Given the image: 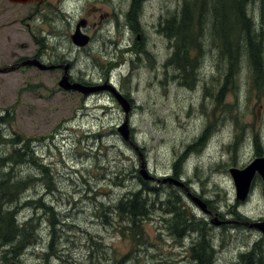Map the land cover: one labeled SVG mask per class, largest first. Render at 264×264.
<instances>
[{"label": "rangeland", "instance_id": "1", "mask_svg": "<svg viewBox=\"0 0 264 264\" xmlns=\"http://www.w3.org/2000/svg\"><path fill=\"white\" fill-rule=\"evenodd\" d=\"M125 1L74 0L72 5L91 21L95 15L110 12L105 16L109 25L96 34L86 51L80 52L76 76L82 75L81 68L88 66V73L94 68L92 80L96 85L110 84L132 98L135 108L129 114V122L133 143L125 141L118 131L126 115L109 89L101 88L87 95L66 91L54 77L34 69L0 74V114L5 115L9 109L11 115L3 127L5 133L16 131L29 137L33 155L48 166L49 173L48 178L37 181L23 194V199L41 198L53 210L31 202L19 211L23 219L32 215L41 217L40 238L24 250L22 261L24 264H195L184 249L198 232L201 237L208 230L207 240H212L218 252L212 264H234L240 248L248 249L259 240L257 231L237 222L241 220L236 218L234 209L251 218L264 216L262 178L255 179L247 200L237 201L230 173L231 167L242 168L255 157L264 156V91L252 85L251 70L245 61L235 80L231 76L224 86L226 69L224 74L218 51L212 39H208L212 31L206 25L194 86L185 85L183 78L176 76L181 72L168 60L174 42L159 30L157 23L167 13L180 10L184 0H148L145 11L140 13L146 24L147 53L138 60L131 50L127 52L120 45L125 26L113 23L115 12L116 19L124 21ZM253 3L251 14L259 27L263 20L261 2ZM10 33L13 41L6 40L7 32L0 34V66L12 64L29 51L22 49V43H28L30 50L36 48L28 34L17 35L12 30ZM133 36L141 44L142 38L136 39L137 33ZM66 45L71 46L70 42ZM83 77L90 80L91 76L83 74ZM223 86V102L228 106L218 104L215 98ZM208 128L210 137L203 140ZM255 139L259 142L258 153ZM8 149V144L1 145L0 155ZM178 158L181 162L177 178L185 185L187 182L186 190L164 180L168 175L174 176ZM142 163L156 179L145 180L140 175ZM16 170L19 176L41 175L32 162L19 165ZM145 184L159 194H148L154 207L143 219L142 246L127 236L129 230L123 227L128 220L123 215V219L118 217L114 209L123 195L142 189ZM187 191L205 200L214 213L206 221L211 225L202 221L198 232L190 230L192 233L177 241L165 221L172 216L164 200L176 199L192 215L206 213L193 203ZM52 235L54 242L50 247Z\"/></svg>", "mask_w": 264, "mask_h": 264}, {"label": "trees", "instance_id": "2", "mask_svg": "<svg viewBox=\"0 0 264 264\" xmlns=\"http://www.w3.org/2000/svg\"><path fill=\"white\" fill-rule=\"evenodd\" d=\"M253 2L254 0H184L180 10L171 14L167 13L166 17H161L157 23L159 30L174 42L168 60L172 61L181 72V74L177 73L176 76L179 79L181 76L185 85L193 87L195 84L197 73L195 67H197L198 58L204 48L202 36L206 25L212 31V37L208 39H212L218 51L224 74L226 69L224 86L227 85L229 79L231 80V76H233L232 80H235L240 71L239 67L245 61L251 70L252 85L258 90L264 91V0H260L263 20L259 27L255 25V19L251 14L253 10L251 6L255 4ZM210 13H212V19ZM224 86L220 88L221 90L215 95V98L218 104L223 103L228 106L229 104L223 102ZM5 112V115L4 113L0 114V146L8 144L9 149L0 155V262L2 264H24L22 261L24 250L40 238L41 217L32 215L23 219L19 211L24 205H29L31 202L46 205L41 198L36 201L27 198L24 200L23 194L37 181H44L48 178L49 173L47 171L48 166L33 155L29 137L16 131L5 133L3 127L10 121L8 117H11L9 109H6ZM209 137L208 128L207 134H203L202 138L207 140ZM255 143L258 153L260 147L257 139H255ZM178 159L180 160V158ZM31 162L36 163L41 175L38 177H33L30 174L19 176L16 167ZM179 164L180 161H177L174 165L175 172L173 175L176 177L179 176L180 172ZM47 183L50 185L53 182ZM148 194L158 195L159 192L145 184L142 189L128 191L123 195L114 209V212L118 213V217L123 219L125 216L128 220V224L123 227V230H129L127 236L142 246H144L143 241L145 239L143 219L149 215L154 207V201ZM163 204L167 205L173 220L167 224L171 226L174 234H178V237L184 231L200 227V222L187 209H184L176 199L169 198L164 200ZM46 207L50 211L53 210L51 206ZM233 213L236 218L247 220V216L243 213L241 214L235 209ZM52 226H55L53 221ZM204 231L201 234L205 243H202L200 248L193 247L197 255L192 256L191 259L193 262L199 259L201 263L212 264L214 256L207 240L209 231ZM52 234H54V230H52ZM53 242L54 236L52 235L50 247L53 246ZM234 264H264V252L257 256L253 249L246 251L240 254V258Z\"/></svg>", "mask_w": 264, "mask_h": 264}, {"label": "flooded vegetation", "instance_id": "3", "mask_svg": "<svg viewBox=\"0 0 264 264\" xmlns=\"http://www.w3.org/2000/svg\"><path fill=\"white\" fill-rule=\"evenodd\" d=\"M72 1L74 0H29L27 2L0 0V34L2 31L7 32L5 35L6 40L13 41L10 30L14 31L17 35L18 33L22 34V32H24V34H28V38H31L36 45L35 49L30 50L31 47L28 43H22V49L25 48L29 51L26 54L18 56L17 59L10 65H6V63H4L3 66L1 65L0 74H8L10 72L19 70L34 69L38 72H44L47 76L54 77L58 81L65 74H67L72 82L78 80L82 83L92 85V78L96 72L94 68L91 69V73H88V70L86 69L88 66L81 68L79 71H83L82 75L79 77L76 76V72H78L77 65L80 59V52L86 51L88 46L93 43L96 34L105 30V28L109 25V23H107L109 21L105 20V16L110 12H106L104 14L100 13L101 15L99 14L98 17L95 15V20L91 21L88 15L79 13L78 9L73 7ZM125 2H127V9L124 13L122 11V14L124 15V21H122L121 24L124 25L127 30L123 32V39H121L120 45L123 48L125 47V51L127 52L131 50V54H135L138 60H142V56L147 53V50L144 49L145 45L147 44V39L145 32L146 24L140 20V13L145 11L144 6L146 3H148V0H127ZM115 13L113 22L114 26L118 24ZM74 16H76L75 21L73 20ZM16 25H20V27H24L25 29L23 30L18 28L16 30ZM77 32H81L87 36L89 42L82 46L76 44L74 36ZM127 32L129 35L126 37ZM136 33V39L142 38L141 44L134 40L133 35ZM68 42H70L71 46L66 45ZM117 43L118 42H116V44ZM116 47L118 49L120 48L119 45ZM128 47H130V49ZM16 54L17 53H15V55ZM32 59H36L42 64V66L39 64H22L24 61H30ZM102 68L104 74L105 69L104 67ZM6 69H9V71H4ZM107 69L109 72V68ZM83 74H88L91 76L90 80L83 79ZM130 100L132 102V98ZM132 105L133 108H135V104L133 102ZM182 188L185 190L188 189L187 182L186 186H182ZM188 196H190L192 199L191 192H188ZM204 211H206V213L203 215H194V217L199 220L198 222L200 223L203 221L206 224L211 225V223H207L206 221L208 218L212 219L214 210L212 208H207ZM258 219L264 220V217H260ZM165 221L169 222L173 220L171 217L170 220ZM222 225H225V223H222ZM168 227L171 235H173L177 241L179 238H183L184 234L186 233L198 232L197 228H199L194 227L192 232L184 231L181 235H179L180 237H178V234L176 235L174 232H172L171 226ZM252 229L257 231L255 227ZM252 229H250V231H254ZM257 232L259 235L258 242H255L248 249H243V251L239 249V253L237 254L238 259L240 258L241 253H245L246 251H250L252 249L254 250V254H257V256L264 252V248L262 246L264 243V237L260 231ZM203 241V237H200V232H198V236L193 237L192 241L190 242V246H187L184 250H186V253H188L190 257L196 256L197 254H195L193 247L196 246L197 248H200V245L205 243ZM182 244L183 246L186 245L185 242H182ZM209 245L213 252L212 254L215 257L218 252L212 240L209 241ZM197 260L194 261L195 264H205L201 263L199 259Z\"/></svg>", "mask_w": 264, "mask_h": 264}, {"label": "water", "instance_id": "4", "mask_svg": "<svg viewBox=\"0 0 264 264\" xmlns=\"http://www.w3.org/2000/svg\"><path fill=\"white\" fill-rule=\"evenodd\" d=\"M13 2H27L29 0H11ZM75 43L78 45H85L88 43L89 39L87 36L82 34L81 32H77L74 36ZM22 64H39L42 66L40 62H38L36 59L32 60H26ZM4 71H9V69H6ZM59 85L63 87L66 90H77L84 95H87L91 92H94L100 88H107L109 89L114 96L117 98L119 103L124 109L126 118L125 121L118 127V131L122 135V137L130 141L131 137V129H130V124H129V113L132 109V105L129 101V99L121 92L119 91L115 86H102V87H95V86H87L79 81L72 82L68 75L65 74L59 81ZM142 168L140 169V174L144 178H149L148 171L145 167V164H142ZM230 173L232 175V178L234 180V185L236 189V197L240 201L246 200L251 192L252 189V184L253 181L256 177V175H260L262 179L264 180V157H256L254 160L251 161L246 167L244 168H237V167H232L230 169ZM165 181L168 180V177L164 179ZM173 181L172 179H170ZM176 180V179H175ZM176 184L178 185H184L182 182L175 181ZM193 201L202 209L206 210L207 209V204L201 200L198 197H195ZM215 221V220H214ZM219 224V220L215 221V223ZM249 227H256L259 230H261L264 233V221L263 220H257L255 222H247L246 223Z\"/></svg>", "mask_w": 264, "mask_h": 264}, {"label": "bare ground", "instance_id": "5", "mask_svg": "<svg viewBox=\"0 0 264 264\" xmlns=\"http://www.w3.org/2000/svg\"><path fill=\"white\" fill-rule=\"evenodd\" d=\"M133 143V142H132ZM136 149H138L137 147H135ZM148 175H149V178H144L145 180H154V179H156L155 178V176H153V175H151L150 174V172H149V170H148ZM173 175V174H172ZM262 178V177H261ZM170 179H172L173 181H171ZM177 181H179V182H182V184H184V185H178V184H176V180ZM159 182H162V181H164V180H160V179H157ZM263 180V179H262ZM264 181V180H263ZM166 182H171V183H173V184H175V185H177V186H180V187H182V186H186L185 185V182H183L181 179H178L177 177H174V176H170V175H168V180H166ZM195 197H198V198H200L201 200H203L201 197H199V196H196V195H193L192 194V201H193V199L195 198ZM205 203H206V201L205 200H203ZM221 223V222H220ZM219 223V224H220Z\"/></svg>", "mask_w": 264, "mask_h": 264}]
</instances>
